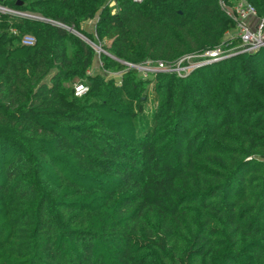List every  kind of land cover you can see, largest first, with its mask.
Wrapping results in <instances>:
<instances>
[{"label":"trees","instance_id":"16d2710c","mask_svg":"<svg viewBox=\"0 0 264 264\" xmlns=\"http://www.w3.org/2000/svg\"><path fill=\"white\" fill-rule=\"evenodd\" d=\"M1 5L26 16L0 15V264H264V48L122 64L238 46L219 0Z\"/></svg>","mask_w":264,"mask_h":264},{"label":"built area","instance_id":"2783aa9c","mask_svg":"<svg viewBox=\"0 0 264 264\" xmlns=\"http://www.w3.org/2000/svg\"><path fill=\"white\" fill-rule=\"evenodd\" d=\"M135 2L141 3L143 0H134ZM228 0H219L221 8L226 12V14L234 21L235 30L227 34V39L234 38L238 41V46H233L231 44H225L223 47H219L215 50L208 51L198 58L201 61L190 62L189 60L195 59L193 57H186L182 59L178 64H182L185 61L192 63L188 67H183L184 72H188L192 69L199 68L203 65H208L211 63H217L220 61L227 60L238 54H253L256 53L261 48H264V17L259 18L256 9L248 3L247 0H235L232 4L227 3ZM13 15V16H26L17 11L8 9L7 7L1 5L0 3V15ZM12 33L17 34L16 30H12ZM85 39V38H84ZM226 39V40H227ZM89 42V41H87ZM36 43L35 38L32 36H25L21 40L23 46L31 47ZM100 49V48H99ZM99 53H103L100 49ZM151 64V63H147ZM146 64V65H147ZM128 67H133L139 69L141 66L129 65ZM168 67L162 63L156 64L155 73L157 72H167ZM180 71L182 69H179ZM146 72H151V70H145ZM180 71H176V73ZM171 72V71H170ZM187 74V73H186ZM180 75V74H179ZM74 92L76 97H82L88 93V88L83 84H77L74 86Z\"/></svg>","mask_w":264,"mask_h":264},{"label":"rangeland","instance_id":"374dc122","mask_svg":"<svg viewBox=\"0 0 264 264\" xmlns=\"http://www.w3.org/2000/svg\"><path fill=\"white\" fill-rule=\"evenodd\" d=\"M109 7L112 9V13L115 14L116 10L114 9L115 7V3H110ZM97 23V18L94 20H91L89 22H87L84 26H83V30L86 33H90L95 35V25ZM71 33H73L74 35L80 37L81 39H83L84 41H88L83 35L70 30ZM85 38V39H84ZM89 45L92 46V48L94 49L95 53H96V59L94 61V65L93 68L90 70V74L91 75H96V74H102L104 75L107 79H113L118 85L121 84L123 82L124 79V75L125 73H114L111 71H105L102 68V63L100 61L101 56L103 55L102 53H99V50L101 49L103 52L107 53L104 49L102 44H99L98 42H94V43H90L87 42ZM108 45V44H105ZM100 48V49H99ZM194 59L189 60L190 62H193ZM187 61V62H189ZM181 65V64H180ZM179 64L174 68V67H168L167 72H175L176 71H180L179 69H182L179 72V76H186L187 72H184L183 67H181ZM155 68H156V64H144L143 66H141L139 69H135L133 67H128V70H136L137 71V78L142 80V81H147V80H152L155 76ZM151 70V72H146L145 70ZM178 73V72H177Z\"/></svg>","mask_w":264,"mask_h":264},{"label":"water","instance_id":"95a60500","mask_svg":"<svg viewBox=\"0 0 264 264\" xmlns=\"http://www.w3.org/2000/svg\"><path fill=\"white\" fill-rule=\"evenodd\" d=\"M4 1H6V0H0V3H3ZM37 19H39V20H41V21H44V22L51 23V21H48V20H45V19H41V18H37ZM57 25H58V24H57ZM58 26L63 27V26H61V25H58ZM63 28H65V27H63ZM65 29H67V28H65ZM67 30L70 31V29H67ZM114 60H115V59H114ZM116 61H117V60H116ZM117 62L122 63V62H120V61H117ZM122 64L128 66V64H126V63H122Z\"/></svg>","mask_w":264,"mask_h":264}]
</instances>
